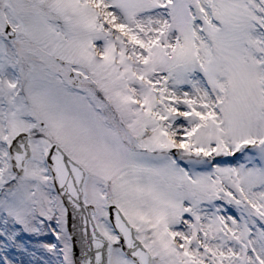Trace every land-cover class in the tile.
<instances>
[{"label":"snow or ice","instance_id":"obj_1","mask_svg":"<svg viewBox=\"0 0 264 264\" xmlns=\"http://www.w3.org/2000/svg\"><path fill=\"white\" fill-rule=\"evenodd\" d=\"M0 264H264V0H0Z\"/></svg>","mask_w":264,"mask_h":264}]
</instances>
